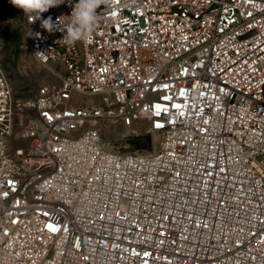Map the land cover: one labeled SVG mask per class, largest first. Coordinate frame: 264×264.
<instances>
[{
  "label": "built area",
  "instance_id": "2783aa9c",
  "mask_svg": "<svg viewBox=\"0 0 264 264\" xmlns=\"http://www.w3.org/2000/svg\"><path fill=\"white\" fill-rule=\"evenodd\" d=\"M69 3L40 15L67 24ZM97 13L70 45L36 13L14 22L57 80L28 100L0 33V264H264V0ZM106 123H144L159 146L108 151Z\"/></svg>",
  "mask_w": 264,
  "mask_h": 264
},
{
  "label": "rangeland",
  "instance_id": "374dc122",
  "mask_svg": "<svg viewBox=\"0 0 264 264\" xmlns=\"http://www.w3.org/2000/svg\"><path fill=\"white\" fill-rule=\"evenodd\" d=\"M0 13L5 19L0 24L3 65L13 88L14 97L16 100L35 98L42 86L55 83L57 80L33 58L29 50L27 29L14 24L21 16V21H26L31 13H25L23 9L14 7L9 0H0ZM75 101L81 105L96 102L93 98L83 96H77ZM29 118L27 112L18 111L16 131H19L22 120L26 122ZM136 138L141 142L140 148L132 144ZM160 138L161 134H158V139ZM102 145L106 150L120 155L150 154L159 146V142L146 132L144 123L136 124L132 128L106 123L102 125Z\"/></svg>",
  "mask_w": 264,
  "mask_h": 264
},
{
  "label": "clouds",
  "instance_id": "9594fccd",
  "mask_svg": "<svg viewBox=\"0 0 264 264\" xmlns=\"http://www.w3.org/2000/svg\"><path fill=\"white\" fill-rule=\"evenodd\" d=\"M65 0H9L14 7L23 9L25 13H36V19L41 20V27L49 32L63 31V41L66 44H73L79 40H87L98 21L97 9L110 0H75V3H68L73 6L67 24L63 21V15L55 21L51 16L42 18L40 14L47 12L50 8L61 5ZM39 37V33L35 34Z\"/></svg>",
  "mask_w": 264,
  "mask_h": 264
},
{
  "label": "trees",
  "instance_id": "16d2710c",
  "mask_svg": "<svg viewBox=\"0 0 264 264\" xmlns=\"http://www.w3.org/2000/svg\"><path fill=\"white\" fill-rule=\"evenodd\" d=\"M1 17H2V15H1ZM21 17H22V16H21ZM21 17H20V18H21ZM20 18H19V19H20ZM0 33H1V32H0ZM132 144H133L136 148H140V146H141V142H140V140L137 139V138L133 140ZM134 154H135V153H134Z\"/></svg>",
  "mask_w": 264,
  "mask_h": 264
}]
</instances>
